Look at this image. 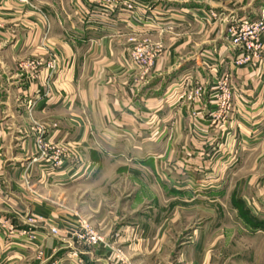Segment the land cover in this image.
I'll return each instance as SVG.
<instances>
[{"label": "crops", "instance_id": "0c3cea01", "mask_svg": "<svg viewBox=\"0 0 264 264\" xmlns=\"http://www.w3.org/2000/svg\"><path fill=\"white\" fill-rule=\"evenodd\" d=\"M139 1L105 14L87 0H0V264H180L188 246L170 242L164 197L225 191L247 162L264 209V36L255 57L227 35L264 0ZM162 32L165 52L134 83L128 37ZM226 77L233 109L216 118ZM186 80L200 102L181 98ZM83 221L104 242L80 241Z\"/></svg>", "mask_w": 264, "mask_h": 264}, {"label": "rangeland", "instance_id": "374dc122", "mask_svg": "<svg viewBox=\"0 0 264 264\" xmlns=\"http://www.w3.org/2000/svg\"><path fill=\"white\" fill-rule=\"evenodd\" d=\"M208 1L219 2L221 0ZM223 1L233 4L232 8H234L235 0ZM213 13L217 17L220 16L217 12ZM263 16L258 19L246 18L244 20L258 23ZM244 20L237 22L234 19L228 24L227 35L231 42L233 38L229 30L235 27L237 33H240L242 29L240 25ZM166 32H162L157 39L134 34L128 37L127 52L129 55L140 51L148 57L151 56L153 61L148 69L142 70L138 67L140 71L133 72L134 83H142L152 75L156 60L165 52L163 37ZM243 33L247 34L246 38L250 37L248 31L244 30ZM172 36L177 35L172 34ZM232 44L236 46L233 42ZM31 62H26L24 67L34 68L30 65ZM252 173L251 162L245 163L242 168L236 166L227 173L225 191H213L212 194L197 191L199 195L194 202L181 200L179 205L176 204L178 206H172L171 200L174 197L167 195L164 197L168 204L164 207L166 211L164 216L170 222L168 225L170 229L165 230L172 236L170 242H173L174 246L177 245V250L180 249V251L184 246H188L185 252L183 251L184 253L179 254L180 264H191L193 261H197L198 264H264V209L257 204L253 206L250 202L252 186H247V182ZM214 179H211L212 182ZM134 209L145 210L146 208ZM173 211L179 214V222L176 221L174 224L171 223ZM174 252L176 253V247ZM170 259L176 260V254ZM116 261L117 264H136L130 257L120 253Z\"/></svg>", "mask_w": 264, "mask_h": 264}, {"label": "built area", "instance_id": "2783aa9c", "mask_svg": "<svg viewBox=\"0 0 264 264\" xmlns=\"http://www.w3.org/2000/svg\"><path fill=\"white\" fill-rule=\"evenodd\" d=\"M22 2H26L27 0H21ZM87 6L93 8L94 11L102 12L105 14H109V12L113 10H121L125 12H136L140 6L139 0H87ZM242 29L240 33H237V29L231 28L229 33L232 35V42L242 49L247 50V52H251L253 56H257L260 42L262 36H264V16L261 20L256 22H250L248 20H244L242 25H240ZM249 32L250 37L246 38L247 34L243 33V31ZM145 54L140 53V51L136 54L129 55V60L135 66L141 68L142 70L148 69L149 66L153 64L152 57L144 56ZM249 59V56H245L239 60V62H246ZM29 65V64H28ZM30 65L32 67H36L37 63L31 62ZM47 68L52 73L55 70L54 62H50L47 64ZM183 88V87H182ZM219 90H221L220 94L217 97L218 101V109L214 116L216 118H225L230 114L233 109V105L231 103V88L229 85L228 78H224L222 82L218 85ZM203 87L202 86H193L191 83L186 80L184 82V88L181 91V98L192 102L198 103L201 101L203 96ZM46 156V157H44ZM42 157L48 161L49 165L52 166H60L61 162L56 160L55 158H48L46 153H42ZM13 230V229H12ZM55 231V230H54ZM53 231V232H54ZM77 238L80 241L85 242L89 246H97L104 242V238L98 233L96 229H94L87 221H83L81 226V230L79 231ZM130 264V263H127Z\"/></svg>", "mask_w": 264, "mask_h": 264}]
</instances>
